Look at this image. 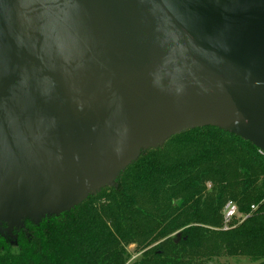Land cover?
I'll list each match as a JSON object with an SVG mask.
<instances>
[{"label":"water","instance_id":"water-1","mask_svg":"<svg viewBox=\"0 0 264 264\" xmlns=\"http://www.w3.org/2000/svg\"><path fill=\"white\" fill-rule=\"evenodd\" d=\"M203 126L264 154V0H0V223Z\"/></svg>","mask_w":264,"mask_h":264},{"label":"trees","instance_id":"trees-1","mask_svg":"<svg viewBox=\"0 0 264 264\" xmlns=\"http://www.w3.org/2000/svg\"><path fill=\"white\" fill-rule=\"evenodd\" d=\"M228 202L238 213L224 229ZM0 227V264H126L129 246L131 264H264V154L217 127L190 128L141 148L74 208Z\"/></svg>","mask_w":264,"mask_h":264},{"label":"rangeland","instance_id":"rangeland-1","mask_svg":"<svg viewBox=\"0 0 264 264\" xmlns=\"http://www.w3.org/2000/svg\"><path fill=\"white\" fill-rule=\"evenodd\" d=\"M238 219V218H237ZM1 232H6L4 227H0ZM128 251L130 253V259L126 264H131L137 257L138 254L133 253V246L128 247ZM219 263L224 264H258L257 262L251 261L248 258L236 257V258H222L219 260Z\"/></svg>","mask_w":264,"mask_h":264},{"label":"built area","instance_id":"built-area-1","mask_svg":"<svg viewBox=\"0 0 264 264\" xmlns=\"http://www.w3.org/2000/svg\"><path fill=\"white\" fill-rule=\"evenodd\" d=\"M253 208V206H252ZM237 207L234 203L228 202L223 211V228L226 229L228 227L229 222L237 216Z\"/></svg>","mask_w":264,"mask_h":264}]
</instances>
